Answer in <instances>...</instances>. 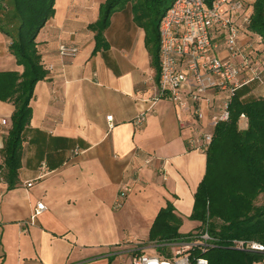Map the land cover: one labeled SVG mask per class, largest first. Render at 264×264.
Instances as JSON below:
<instances>
[{
  "label": "crops",
  "instance_id": "obj_1",
  "mask_svg": "<svg viewBox=\"0 0 264 264\" xmlns=\"http://www.w3.org/2000/svg\"><path fill=\"white\" fill-rule=\"evenodd\" d=\"M106 2L55 1V15L37 37L47 76L35 87L13 188L4 150L16 107L0 100V264H132L138 254H165L150 237L168 205L183 221L181 234L201 225L191 215L207 154L191 149L190 140L212 128L208 119L198 124L169 100L152 106L159 72L130 8L111 17L104 43L96 41L90 26ZM248 43L241 39L246 49ZM10 45L0 31V72L21 75ZM63 45L76 47L77 56L61 57ZM254 57L264 70V54ZM238 94L264 99V84L254 82ZM146 112L138 127L136 118ZM239 125L247 129L248 119L241 117ZM124 185L130 192L117 208ZM39 202L47 210L29 225ZM185 222L193 225L186 232Z\"/></svg>",
  "mask_w": 264,
  "mask_h": 264
},
{
  "label": "trees",
  "instance_id": "obj_2",
  "mask_svg": "<svg viewBox=\"0 0 264 264\" xmlns=\"http://www.w3.org/2000/svg\"><path fill=\"white\" fill-rule=\"evenodd\" d=\"M55 1L0 0V31L11 39L10 52L24 68L21 75L0 72V100L13 101L16 107L4 150L9 188L15 187L18 179L23 133L31 121L35 87L47 76L37 49V37L55 15ZM174 1L107 0L100 8L99 20L90 27L97 33L96 41L102 44L106 41L103 35L111 17L130 8L136 25L146 32L147 47L158 73L159 25ZM205 1L209 6L214 2ZM252 4L249 31L257 40L256 46L262 47H256V52L264 54V0ZM230 114V120L214 129L213 141L206 152V175L195 194L191 215L193 221L201 224L196 231L209 228L219 243L205 254H195L206 258L209 264H264V253L242 252L231 247L234 240H255L264 244V99L244 100L237 94ZM242 115L248 119L244 130L239 125ZM260 198L262 203L258 204ZM182 222L172 205L160 211L150 237L159 253H166L165 244L193 233L181 234Z\"/></svg>",
  "mask_w": 264,
  "mask_h": 264
},
{
  "label": "built area",
  "instance_id": "obj_3",
  "mask_svg": "<svg viewBox=\"0 0 264 264\" xmlns=\"http://www.w3.org/2000/svg\"><path fill=\"white\" fill-rule=\"evenodd\" d=\"M250 6L247 0H214L211 6L205 0H175L160 21L159 75L152 106L165 99L176 104L181 113H189L198 124L208 119L212 131L193 137L190 140L193 150L207 152L215 127L230 120L231 103L242 88L254 82L264 84V70L254 57L257 40L249 31ZM243 37L249 38L248 49L241 45ZM77 54L76 47L59 48L63 58H74ZM148 112L136 118L138 127L145 124ZM178 117L184 124L182 114ZM107 119L112 127L113 116ZM2 123L6 125L7 120ZM129 192L128 185L121 188L117 208L123 206ZM46 210V204L39 202L29 225H35ZM218 243L209 228H204L165 244V254L135 255L132 264H209L195 253L205 254ZM231 247L264 253V244L255 240H234Z\"/></svg>",
  "mask_w": 264,
  "mask_h": 264
},
{
  "label": "rangeland",
  "instance_id": "obj_4",
  "mask_svg": "<svg viewBox=\"0 0 264 264\" xmlns=\"http://www.w3.org/2000/svg\"><path fill=\"white\" fill-rule=\"evenodd\" d=\"M255 1H251V3H250V5L252 4V3H254ZM253 5V4H252ZM9 9H11V6H9ZM258 204H261L262 203V198H260L259 200H258V202H257ZM192 223L190 222V223H186L185 222V225L183 226V228H182V230H184L185 232L186 231H188V230H190L191 228H192Z\"/></svg>",
  "mask_w": 264,
  "mask_h": 264
}]
</instances>
